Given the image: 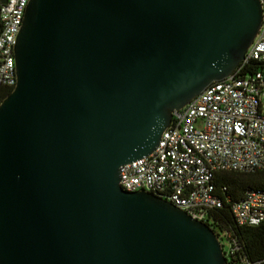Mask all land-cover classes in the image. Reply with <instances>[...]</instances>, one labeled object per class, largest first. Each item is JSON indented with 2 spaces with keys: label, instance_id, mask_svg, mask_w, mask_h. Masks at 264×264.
<instances>
[{
  "label": "water",
  "instance_id": "1",
  "mask_svg": "<svg viewBox=\"0 0 264 264\" xmlns=\"http://www.w3.org/2000/svg\"><path fill=\"white\" fill-rule=\"evenodd\" d=\"M263 19L261 0H31L0 104V264H227L209 225L120 169L235 72Z\"/></svg>",
  "mask_w": 264,
  "mask_h": 264
},
{
  "label": "built area",
  "instance_id": "2",
  "mask_svg": "<svg viewBox=\"0 0 264 264\" xmlns=\"http://www.w3.org/2000/svg\"><path fill=\"white\" fill-rule=\"evenodd\" d=\"M30 1L0 6V89L17 84L15 45ZM252 62L264 64V19L235 72L176 111L151 155L121 167L122 188L157 194L212 228V211L223 207L215 174L264 171V71L244 74ZM233 213L240 225L262 224L264 191L249 193ZM216 234L221 242L227 239L226 233Z\"/></svg>",
  "mask_w": 264,
  "mask_h": 264
},
{
  "label": "trees",
  "instance_id": "3",
  "mask_svg": "<svg viewBox=\"0 0 264 264\" xmlns=\"http://www.w3.org/2000/svg\"><path fill=\"white\" fill-rule=\"evenodd\" d=\"M264 71V64L252 62L244 74ZM14 88L0 89V104ZM214 183L223 207L212 211L211 225L216 233H226L232 250L225 251L227 264H260L264 262V222L258 226L240 225L233 213V205L245 199L249 193L264 191V171H220Z\"/></svg>",
  "mask_w": 264,
  "mask_h": 264
},
{
  "label": "rangeland",
  "instance_id": "4",
  "mask_svg": "<svg viewBox=\"0 0 264 264\" xmlns=\"http://www.w3.org/2000/svg\"><path fill=\"white\" fill-rule=\"evenodd\" d=\"M222 244H224V249H225V251H228L229 250V244H228V240L227 239H224L223 240V242H222Z\"/></svg>",
  "mask_w": 264,
  "mask_h": 264
}]
</instances>
